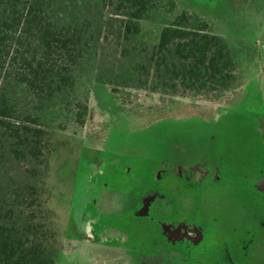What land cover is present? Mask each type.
<instances>
[{
  "label": "flooded vegetation",
  "instance_id": "1",
  "mask_svg": "<svg viewBox=\"0 0 264 264\" xmlns=\"http://www.w3.org/2000/svg\"><path fill=\"white\" fill-rule=\"evenodd\" d=\"M254 81L244 101L177 115L209 128L216 155L149 158L107 137L85 153L66 230L77 253L64 264H264L261 72Z\"/></svg>",
  "mask_w": 264,
  "mask_h": 264
},
{
  "label": "trees",
  "instance_id": "2",
  "mask_svg": "<svg viewBox=\"0 0 264 264\" xmlns=\"http://www.w3.org/2000/svg\"><path fill=\"white\" fill-rule=\"evenodd\" d=\"M56 4L57 0H0V165L4 155L17 164L33 165L25 168L32 180L2 188L0 264H58L48 241L53 232L40 219L36 180L41 175L38 166L47 164L51 152L49 110L72 116L79 124L88 113L87 99L78 88L91 47V23L58 20ZM101 4L107 11L101 40L111 42L124 58L140 57L130 68L137 88L216 100L235 87L236 61L226 38L198 14L176 9L175 0ZM154 12L169 19L149 48L138 37L143 21ZM13 81L24 86L32 108L20 109L9 96L5 83ZM8 193L10 203L4 196Z\"/></svg>",
  "mask_w": 264,
  "mask_h": 264
},
{
  "label": "rangeland",
  "instance_id": "3",
  "mask_svg": "<svg viewBox=\"0 0 264 264\" xmlns=\"http://www.w3.org/2000/svg\"><path fill=\"white\" fill-rule=\"evenodd\" d=\"M175 3L176 9H186L208 21L212 30L226 38L230 46L236 61L237 83L220 99L137 88L130 68L134 59L140 57L124 58L115 51L111 42L101 40L107 16L101 0H57L58 20L79 18L91 23V47L78 88L83 100L87 99L88 113L84 123L79 124L72 116L49 110L51 115L46 121L51 152L47 164L38 166L41 175L36 180L42 200L40 219L53 232L48 241L58 264L66 263L69 255L77 253V249H72L73 242H70L66 230L70 225L71 189L77 165L85 153L95 150V146L99 147L107 137L109 146L149 158L216 155L221 148L209 138V128L197 118L177 119V115L203 114L216 106L244 101L253 81L264 69L261 57L264 49V0H175ZM168 19L164 13H152L143 21V32L138 42L150 48ZM5 85L20 109L32 108L27 104L29 95L23 85L15 81ZM224 134L221 132L216 136L221 140ZM4 158L5 162L0 165V194L4 192L5 185L13 189V186L29 181L31 178L25 168L33 166L29 162L17 164L11 155H4ZM4 196H8L10 203L11 194ZM18 208L15 205V212Z\"/></svg>",
  "mask_w": 264,
  "mask_h": 264
},
{
  "label": "crops",
  "instance_id": "4",
  "mask_svg": "<svg viewBox=\"0 0 264 264\" xmlns=\"http://www.w3.org/2000/svg\"><path fill=\"white\" fill-rule=\"evenodd\" d=\"M261 57H262L263 64H264V49L261 50ZM261 75H262V78H263V80H264V69H262V71H261Z\"/></svg>",
  "mask_w": 264,
  "mask_h": 264
}]
</instances>
